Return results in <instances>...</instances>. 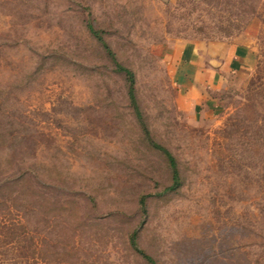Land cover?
Instances as JSON below:
<instances>
[{"label":"rangeland","instance_id":"obj_1","mask_svg":"<svg viewBox=\"0 0 264 264\" xmlns=\"http://www.w3.org/2000/svg\"><path fill=\"white\" fill-rule=\"evenodd\" d=\"M254 19L255 68L183 104L168 47ZM135 231L157 264H264V0H0V264H150Z\"/></svg>","mask_w":264,"mask_h":264},{"label":"crops","instance_id":"obj_2","mask_svg":"<svg viewBox=\"0 0 264 264\" xmlns=\"http://www.w3.org/2000/svg\"><path fill=\"white\" fill-rule=\"evenodd\" d=\"M257 20H252L242 37L197 44L182 42L166 50L179 87V99L188 107L197 108L210 98V91L223 87L232 74L246 75L258 62Z\"/></svg>","mask_w":264,"mask_h":264},{"label":"trees","instance_id":"obj_3","mask_svg":"<svg viewBox=\"0 0 264 264\" xmlns=\"http://www.w3.org/2000/svg\"><path fill=\"white\" fill-rule=\"evenodd\" d=\"M89 29L92 31V33L100 40L102 41L103 45L105 46V48L108 50V52L110 53V55H112V57L114 58L115 61V65H116V69L119 72H122L125 74V77L127 79L128 82V94L130 97V101L132 104V107L135 111V115L138 119V121L140 122V124L142 125V128L144 130V132L146 133L147 136H150V131L148 129V127L146 126L144 117H143V113L142 110L139 106L137 97H136V77H135V73L134 71L121 64L120 62H118L115 57H114V53L112 52V50L110 49V47L108 46V44L105 42L104 38L102 37V35L100 34V32L98 30H95L93 28L92 25H89ZM149 142L150 144L158 149L159 151L162 152V154L165 155L169 165H170V169H171V173H172V184L170 186L167 187V190H175L177 189L180 184H181V176H180V171H179V167H178V162L176 157L174 156V154L164 145L156 142L155 140H153L152 138H149ZM147 195H143L140 198V205L143 208V210L146 209V204H147ZM136 235L137 232H133V234L131 235V243L132 245H134L135 249L142 254V256L150 263V264H157L156 260L149 254L145 253L144 251H142L140 248L137 247L136 245Z\"/></svg>","mask_w":264,"mask_h":264}]
</instances>
